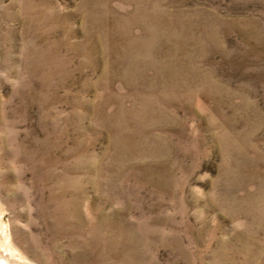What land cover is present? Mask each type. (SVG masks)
Wrapping results in <instances>:
<instances>
[{
  "label": "rangeland",
  "instance_id": "obj_1",
  "mask_svg": "<svg viewBox=\"0 0 264 264\" xmlns=\"http://www.w3.org/2000/svg\"><path fill=\"white\" fill-rule=\"evenodd\" d=\"M0 264H264V0H0Z\"/></svg>",
  "mask_w": 264,
  "mask_h": 264
}]
</instances>
